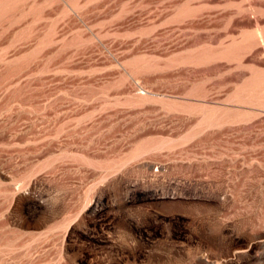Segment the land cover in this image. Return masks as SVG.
<instances>
[{"label": "rangeland", "instance_id": "obj_1", "mask_svg": "<svg viewBox=\"0 0 264 264\" xmlns=\"http://www.w3.org/2000/svg\"><path fill=\"white\" fill-rule=\"evenodd\" d=\"M0 264H264V0H0Z\"/></svg>", "mask_w": 264, "mask_h": 264}]
</instances>
